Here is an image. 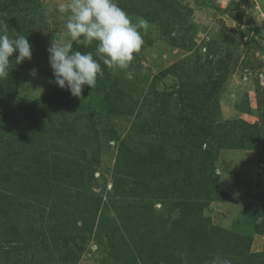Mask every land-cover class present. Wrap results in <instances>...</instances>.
Returning a JSON list of instances; mask_svg holds the SVG:
<instances>
[{
	"label": "rangeland",
	"instance_id": "rangeland-1",
	"mask_svg": "<svg viewBox=\"0 0 264 264\" xmlns=\"http://www.w3.org/2000/svg\"><path fill=\"white\" fill-rule=\"evenodd\" d=\"M69 3L0 0L32 49L0 79V264H175L203 238L202 264H264V0H117L143 45L82 97L49 64Z\"/></svg>",
	"mask_w": 264,
	"mask_h": 264
},
{
	"label": "clouds",
	"instance_id": "clouds-1",
	"mask_svg": "<svg viewBox=\"0 0 264 264\" xmlns=\"http://www.w3.org/2000/svg\"><path fill=\"white\" fill-rule=\"evenodd\" d=\"M59 11L67 13L65 28L70 36L69 42L56 38L48 48L49 64L53 70L54 82L67 89L74 97H82L85 85L94 88L98 75H103L101 61L109 69L121 71L130 68L134 54L143 45L140 30L147 31L148 22L137 18L135 22L125 10L118 6L117 0H70ZM77 45L88 47L95 43L93 52L74 51ZM14 53L15 64L25 59L31 60L32 49L27 36L10 37L6 26L0 25V79L7 78ZM131 78V73H126ZM223 264H231L224 260Z\"/></svg>",
	"mask_w": 264,
	"mask_h": 264
},
{
	"label": "trees",
	"instance_id": "trees-1",
	"mask_svg": "<svg viewBox=\"0 0 264 264\" xmlns=\"http://www.w3.org/2000/svg\"><path fill=\"white\" fill-rule=\"evenodd\" d=\"M206 154H207V151H206ZM182 200L183 201H179V202L176 201L178 203H175V205L177 207H183V209H195V207H193V206L198 207L197 203L193 204V202H190V201L186 200L185 198H182ZM179 213H181V211ZM183 213H184V211H182L181 214H183ZM184 220H185V218H184V215H183L181 220H179L178 222L179 223L180 222H184ZM176 223H177V221H176ZM210 227H211V225H210ZM191 228L192 229H196V230H192L190 232V234L192 236H194V234H195V236L198 237L196 239L204 237V231L200 229L199 225L193 224V225H191ZM210 229H213V231H215L216 233L218 232V231H216V228H214V227L213 228L211 227ZM225 234L227 235V238H226L227 241H229L231 239H232V241H237L238 239H240L239 236L237 234L235 235V233H233V232L232 233L228 232V233H225ZM188 239H190V238H188ZM203 239L206 242L204 245H202L201 240L199 242H195V241H197L195 239H194V241H191V243H189L190 247H188V248L191 249L190 253H189V250H185L184 248H182V250H179V254L177 256L175 255V251L176 250H173L172 253H167L166 256H164V257H166L165 258L166 262L170 263L171 258H172V261L173 262L175 261V264H179V263H183V264H187V263L197 264V262H199V263L201 262V264H202V261L205 260V259H208V257H209V256L204 255L205 251H206L207 254L210 255L211 253L216 252L217 249H218V246L215 244V241H216L215 238H213L212 240H207L205 238H203ZM162 240L164 242H166V241L168 242L169 239L164 237V238H162ZM239 241H241V240H239ZM249 242H251V238H248V243ZM195 243L199 244L200 246H194ZM184 244H183V246H184ZM235 245H234V248H235ZM230 247H231V241L227 245L228 249L232 248V247L231 248ZM186 248H187V246H186ZM163 254H164V252L161 253V255H163ZM236 254L239 255V254H242V252L240 250H238V251H236ZM201 255H204L203 256L204 259L201 258ZM197 259H202V260H197Z\"/></svg>",
	"mask_w": 264,
	"mask_h": 264
}]
</instances>
